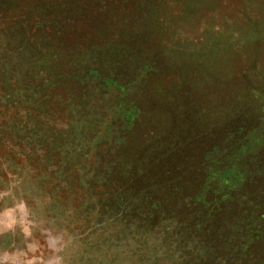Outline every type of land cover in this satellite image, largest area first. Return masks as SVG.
Wrapping results in <instances>:
<instances>
[{"label": "rangeland", "instance_id": "1", "mask_svg": "<svg viewBox=\"0 0 264 264\" xmlns=\"http://www.w3.org/2000/svg\"><path fill=\"white\" fill-rule=\"evenodd\" d=\"M0 264H264V0H0Z\"/></svg>", "mask_w": 264, "mask_h": 264}, {"label": "trees", "instance_id": "2", "mask_svg": "<svg viewBox=\"0 0 264 264\" xmlns=\"http://www.w3.org/2000/svg\"><path fill=\"white\" fill-rule=\"evenodd\" d=\"M120 201V200H117V202ZM122 202V201H121ZM119 203V202H118ZM216 204V203H214ZM203 208V207H202ZM204 210V209H203ZM200 212V211H199ZM124 217H126L127 215H129V212H124ZM122 215V217H123ZM119 218H121V214L119 215ZM200 227V224L198 225ZM262 234L260 235L259 238H261ZM228 244V239L225 238V240H223L220 245H227ZM220 252H218L216 249L211 251V252H199V254L197 253V257L201 260L203 259H207V260H210V261H214V260H217L218 256H219Z\"/></svg>", "mask_w": 264, "mask_h": 264}]
</instances>
